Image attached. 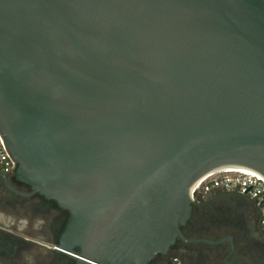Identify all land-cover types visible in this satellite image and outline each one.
I'll return each instance as SVG.
<instances>
[{"label": "water", "instance_id": "95a60500", "mask_svg": "<svg viewBox=\"0 0 264 264\" xmlns=\"http://www.w3.org/2000/svg\"><path fill=\"white\" fill-rule=\"evenodd\" d=\"M0 136L82 264L192 242L199 178L264 177V0H0ZM223 241L208 264H259Z\"/></svg>", "mask_w": 264, "mask_h": 264}, {"label": "flooded vegetation", "instance_id": "af4514ba", "mask_svg": "<svg viewBox=\"0 0 264 264\" xmlns=\"http://www.w3.org/2000/svg\"><path fill=\"white\" fill-rule=\"evenodd\" d=\"M71 213L56 199L36 191L28 182L10 173L0 175V264H82L83 249L66 235ZM254 203L236 192L213 191L194 201L179 241L148 264H208L215 246L233 245V253L257 257L264 264V238Z\"/></svg>", "mask_w": 264, "mask_h": 264}, {"label": "built area", "instance_id": "2783aa9c", "mask_svg": "<svg viewBox=\"0 0 264 264\" xmlns=\"http://www.w3.org/2000/svg\"><path fill=\"white\" fill-rule=\"evenodd\" d=\"M14 163L4 148L0 136V172L10 173ZM236 192L251 200L258 209L259 227L264 238V177L259 173L244 167L233 170L220 169L199 178L190 189V198L194 202L198 198L204 199L213 191ZM171 264H182L177 256L171 258Z\"/></svg>", "mask_w": 264, "mask_h": 264}, {"label": "bare ground", "instance_id": "6f19581e", "mask_svg": "<svg viewBox=\"0 0 264 264\" xmlns=\"http://www.w3.org/2000/svg\"><path fill=\"white\" fill-rule=\"evenodd\" d=\"M234 168H236V167L234 166V167H231V168H227V170H233Z\"/></svg>", "mask_w": 264, "mask_h": 264}]
</instances>
